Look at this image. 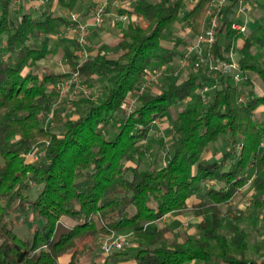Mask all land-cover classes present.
I'll list each match as a JSON object with an SVG mask.
<instances>
[{
    "label": "trees",
    "instance_id": "obj_1",
    "mask_svg": "<svg viewBox=\"0 0 264 264\" xmlns=\"http://www.w3.org/2000/svg\"><path fill=\"white\" fill-rule=\"evenodd\" d=\"M2 1L0 264H82L98 249L100 235L128 232L132 242L142 245L113 251L112 257L132 249L138 264H264V227L253 210L222 208L253 175L254 207L264 209V89L255 83L260 79L264 88V62L256 53L264 49V23L244 37L232 28L231 7L219 20L212 59H227L223 49L228 52L243 39L236 50L242 80L223 71L214 77L202 65L183 80L169 74L154 91L147 84L149 74L183 56L180 47L191 42L182 34L170 36L171 26L187 23L192 38L202 33L211 0H196L183 12L186 0H134L128 14L142 20H130L123 28L116 64L106 63L105 55L82 62L78 41L57 37L67 20L51 10L38 17L24 12L12 27L9 1ZM58 1L73 8L77 0ZM42 34L57 39L54 48L42 47ZM60 47L68 73L32 70ZM76 72L91 86L100 83L101 94L75 101L77 116L61 129L47 126L45 115L61 95L57 82ZM205 83L215 85L208 101L200 92ZM130 95L136 96L131 112ZM180 105L173 120L176 140L166 162L155 159L148 166L146 156L157 154L154 121ZM221 135H228L230 147L220 158L207 157ZM40 144L43 153L30 160ZM198 195L203 198L191 203ZM187 211L200 221L197 231L182 241L169 237L168 226L145 228L167 214ZM32 218L42 223L18 233V226ZM245 221L260 241L251 240Z\"/></svg>",
    "mask_w": 264,
    "mask_h": 264
},
{
    "label": "rangeland",
    "instance_id": "obj_2",
    "mask_svg": "<svg viewBox=\"0 0 264 264\" xmlns=\"http://www.w3.org/2000/svg\"><path fill=\"white\" fill-rule=\"evenodd\" d=\"M96 0H77L75 3V7H73V10H76L79 14L81 19L83 20V15L85 13V16L87 15V12L91 9L92 6H90V3L95 5ZM156 1V0H154ZM196 0H186L182 12L185 10H188L191 6H193V4L195 3ZM49 2H54V0H49ZM78 2H80L79 5V9L77 8L78 6ZM98 2V1H97ZM134 0H127V4L130 5L132 7ZM261 8H264V0H261ZM61 5L57 6L55 10V12H57V10H61L64 7H60ZM89 8L88 11H84L85 9ZM77 8V9H76ZM133 8V7H132ZM29 10V9H28ZM24 12V9H21V12ZM65 10H63L62 13H64ZM117 10H114L113 12L116 14ZM60 12V11H59ZM249 12V10H248ZM254 12V11H253ZM33 15L35 17H38L40 15V12L37 11H33L32 12ZM262 14V13H261ZM258 14H255L254 17H257ZM88 16V15H87ZM108 17V16H107ZM17 18V14H15L13 16V19ZM209 18L210 15L208 13V20L206 21V25L209 22ZM242 20L241 22H247L248 28L249 29H253L254 27H256L258 24L264 23V15L257 21L252 20V19H248L246 17H244V15H242ZM107 20V18H106ZM105 20V21H106ZM112 20H117L115 16H113ZM129 20H142L141 18L137 19V17L135 15H131L129 17ZM120 21V20H117ZM105 24V22H104ZM103 24V25H104ZM103 25L101 27L98 28H102ZM170 36L173 35H177V34H182L183 36L189 38L191 40V42L194 41V39L196 38V36L194 38H192V31L190 26L187 23H181V22H176L171 26V29L169 31ZM58 37V35H57ZM61 37V36H59ZM70 38V37H68ZM113 38V37H112ZM56 39V38H55ZM39 42L42 43V39L40 38L38 40ZM48 42V41H47ZM51 45H48L49 48H51L54 44L55 41L54 39H50L49 40ZM48 42V43H49ZM92 42V31L90 32L89 35V45H91ZM166 43H169L168 40L165 41ZM190 42V43H191ZM243 44V39H239V41L237 42L236 45H234V48L231 49L230 51L226 52V49H223V52L225 53L227 59H233L238 61L239 57H240V53L237 52V48L240 47ZM88 45V46H89ZM90 47H87V52L86 55L82 54L81 49L79 50V54H80V60L83 62L84 60H86L87 58H94L93 54H91V49H89ZM182 51L184 52L185 47L181 48ZM221 49V50H222ZM255 52V50H254ZM256 53L259 54V57L261 59L262 62H264V49H259L256 50ZM63 56V51L61 49H59L56 53L52 54L50 57L46 58V59H42L39 60L36 63V66H34L32 68V70L36 71V72H40V73H50V72H56V73H61V72H66L68 73L70 66L65 63L62 59ZM213 56L210 54L208 56V58H212ZM195 59H197L196 55L191 56L190 58H188V60H185L183 58V56H178L173 62H171L169 65L167 66H163L161 68H157L154 71H152L148 78H147V84L149 85V88H151L154 91H159L160 90V84L161 82L167 77L169 76V74H173L175 76H180L181 80L187 78L188 74L195 69ZM28 70H30V68H26L25 72H27ZM67 78V77H66ZM256 86L257 88H261L262 90L263 88V84L262 81L260 79H256L255 80ZM87 88L88 92H86V90L83 88ZM69 90V91H68ZM66 91H63L64 93H62V91H60V96L57 100V102L55 103V105L53 106V109L45 115V120L44 123L47 126L52 125L53 127H56L57 130L61 129L62 126L64 125V123L67 122L68 119H70L71 117H76V103L75 101H77L80 97L82 96H89L92 92L94 94H101L102 91V86L100 83H97L94 86L89 85V83H86L85 81H81L80 85L77 86L75 83L72 84V86ZM260 91V89H259ZM136 96H129V98L127 99L128 104H134L136 103ZM128 105V109L129 112H131L132 110L130 109V106ZM184 105H180L178 106L177 109H175L172 113L169 114H164L161 117L157 118L156 122H155V132H152V137H153V144H154V150L155 152H157L156 155L153 154H148L146 156V163L148 166L154 165L156 163L155 159H159V160H163V163L166 162V152L172 148L173 143L176 140V133H175V129H174V125H173V120L176 117L177 113L179 110H181L183 108ZM264 109V108H263ZM261 115L264 118V110L260 111ZM228 135H221L219 137V140L213 144H211L210 148L211 150L214 149L216 150H221L224 151L226 149H228L230 147V144H228ZM160 139H163L164 142L161 143ZM44 144H40L36 151L33 154H30L29 159L30 160H35V157L32 156H40L41 153H43L44 150ZM212 152H215V151ZM208 155H211V152H208ZM3 161L2 156L0 155V162ZM253 176V175H252ZM252 176L251 179L248 182V185L246 189L243 190V188L240 190V192L238 193V195L235 197V199L227 206L224 205L222 206V208L224 210H231L232 212H236L238 213L239 210H243V211H248L250 209L253 210L254 214L256 215V217H258L259 219V224L261 226V228L264 227V209H257V207H254V202H253V198L256 197L257 193L255 192V190L253 189V186L251 184L252 182ZM213 184V181L212 183ZM243 190V191H242ZM242 191V195H239ZM199 197H203V195H198ZM186 214L191 213V211H187L185 212ZM191 219V217L189 218ZM64 221L66 223H70L71 221L67 218H64ZM195 222L196 221H190L188 223V231L189 232H193L195 230ZM36 223H42V220H33V218L29 221L24 222L22 225H19L17 228V232L18 233H22L25 232V234L29 231L30 228H32ZM243 226H245L248 230V232L250 233V237L251 240L253 242L256 241H260L261 240V235L257 234V231L255 230V228L252 226V224L249 221H245L243 223ZM189 233L184 231H180L177 232L174 236L175 240H184L187 235ZM103 235H100L98 237V239L100 237H102ZM133 241V240H132ZM116 251V250H114ZM264 257V251L262 253V256ZM99 264V262H98Z\"/></svg>",
    "mask_w": 264,
    "mask_h": 264
},
{
    "label": "built area",
    "instance_id": "obj_3",
    "mask_svg": "<svg viewBox=\"0 0 264 264\" xmlns=\"http://www.w3.org/2000/svg\"><path fill=\"white\" fill-rule=\"evenodd\" d=\"M8 1L12 10H20L23 3V0ZM48 2L49 0H33L31 2V8L39 12L47 11ZM230 2H234L235 4L236 17L248 13L250 0H211L208 7V13L210 15L209 22L205 26L203 32L198 34L194 41L185 47L183 58L188 60L191 56L196 55L197 59L194 61L195 67L202 65L208 67L214 71V77H216L218 71L231 73L234 76V80L238 82L242 80V72L239 63L236 60H214L208 58L217 40L219 20L222 16V11ZM110 4H114L117 8V13L114 14L117 20H129L130 15L128 14V11L131 10L132 7L127 4V0H103L93 5L87 12L89 20H91L89 23L82 22L80 14L76 10L67 8L66 12L61 14V16L67 20V24L58 36L75 38L81 47L82 54L86 55L87 47L89 45V35L91 32L90 27H101L104 24L109 13L108 8ZM232 28L242 34H245L248 31L247 22H241L239 20H235L232 23ZM81 81L82 79L80 78L79 73L76 72L67 78L64 77L60 79L57 82L56 87L59 91L64 93L63 91L68 90L74 83L79 86ZM213 87H215V85L205 83L200 89L204 101L210 99V91ZM84 89L88 92L87 88ZM241 100H244V96L241 97ZM132 106L133 104L130 105L131 110ZM154 122H156V120ZM154 130L155 129L153 128L152 132H155ZM32 157H35V160L39 158L38 155ZM131 235V232L105 234L98 239L100 249L106 255L111 254L114 250H121L132 244Z\"/></svg>",
    "mask_w": 264,
    "mask_h": 264
},
{
    "label": "crops",
    "instance_id": "obj_4",
    "mask_svg": "<svg viewBox=\"0 0 264 264\" xmlns=\"http://www.w3.org/2000/svg\"><path fill=\"white\" fill-rule=\"evenodd\" d=\"M32 1L33 0H23V3H22L20 10H12L10 8V6H8L9 18H10V22H11L12 27L15 26V24L17 23V21L19 20V18L21 17V15L24 12L35 11V10H33V8H31V2ZM101 1H103V0H96L95 4H97ZM2 3H3V1L0 0V13H1ZM78 3L79 4H78L77 8L79 9L80 2H78ZM59 5H60L59 1L54 0V2H48L47 7H48V10L53 11L55 14L61 15L63 10H65L64 12H66L67 8L64 7L63 9L57 10V12H55L56 9H54V8H56ZM93 5L94 4L90 3V6H93ZM260 5H262L261 0H250L249 12L246 14H243L244 17H246L248 19L255 20V21L259 20L264 15V8L263 7L261 8ZM227 7H231V16L233 17V19L239 20V21L242 20V18H241L242 15L239 17H236L234 2H230L229 4H227V6H225V8L223 9L222 14L226 10ZM21 9H24V12L23 11L21 12ZM88 9L89 8L86 7V9L84 11L86 12V11H88ZM114 10H117V8L114 6V4H110L109 8H108L109 13H108L107 20L105 21V24L103 25V27L101 29L98 27H95V26L90 27L91 31H92V42H91V45H89L88 47H90L89 49H91V54H93L94 55L93 57H95V58H97L99 55H105L106 56V63H108V64H116L118 62V58L121 54L119 47H118V43L121 39L123 28H125L128 25V23L130 22V20H126V21L112 20L113 16H115L114 15L115 13L113 12ZM37 12H39V11H37ZM15 14H17V18L13 19V16ZM40 14H41V12H40ZM255 14H258L257 17H254ZM83 16L84 17H83L82 22H88V23L91 22V20H89V17L87 15L85 16V13ZM143 25H146V23L143 22ZM250 31H251V29L248 28V31L245 34H243L244 37H246L250 33ZM40 37L42 39V43L41 42L40 43H41L43 48H47V49L54 48V45L51 48H49L48 45H51L49 42L50 39L47 38L44 34H42ZM52 39H54V41L57 40L55 38H52ZM55 43H57V42L55 41ZM4 46H5V41L0 44V49L3 48ZM59 49L62 50V47H60ZM78 53H79V51H78ZM52 54L53 53H51V55ZM51 55L47 56L46 58L50 57ZM46 58H44V59H46ZM259 89L262 91L261 88H259ZM262 110H264V109L263 108L260 109V111H262ZM228 144H229V141H228ZM213 150L214 149H212V150L210 149L211 155H208L209 154L208 153L206 156L207 157L215 156L216 158H220V156L222 155V151L221 150H219V151L214 150L215 152H212ZM253 177L254 176H252V178ZM249 185L247 184L243 188V190L246 189L247 186H249ZM242 191L239 195H242ZM202 198H203L202 196L201 197L194 196L191 198V203H196V202L200 201ZM190 217H191V219H189ZM191 220L196 221L195 222L196 228L193 232L188 231V223ZM199 221H200V218L195 216L193 214V212H191L189 214L183 213V214H178V215L170 213V214H167L164 217H162L156 221H152V222L148 223L145 228H148L151 230H156L158 228L168 226L172 229L169 237L171 239H174L175 234L177 232L180 233V231L185 230L189 234L195 233L197 231V223ZM179 241H182V240H179ZM96 243L98 245V249L94 253L84 257L82 260V264H98V262H99V264H103L105 262H107V264H138L137 261L135 260V258L131 256L130 251L132 249L128 250L129 251L128 255H117L115 257H112L111 256L112 253L106 255L101 251V249L99 247V243L97 242V239H96ZM141 245L142 244L140 242H132V244L129 245L128 247L129 248L134 247V246L139 247ZM65 262H66V260H64V263Z\"/></svg>",
    "mask_w": 264,
    "mask_h": 264
}]
</instances>
